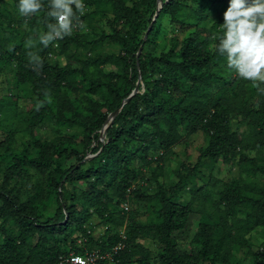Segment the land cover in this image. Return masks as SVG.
<instances>
[{
    "label": "trees",
    "instance_id": "1",
    "mask_svg": "<svg viewBox=\"0 0 264 264\" xmlns=\"http://www.w3.org/2000/svg\"><path fill=\"white\" fill-rule=\"evenodd\" d=\"M99 1L111 4L109 31L79 41L90 55L70 54L65 66L40 57L30 69L24 32L28 39L48 30V0L28 17L18 14L17 0H0V71L15 68L16 85L29 84L33 95L27 106L0 95V264H59L70 253L92 252L110 254L96 264H264V248L252 237L264 229V160L246 153L264 148V92L249 81L246 97L233 71L220 73L226 60L215 46L227 0H167L153 22L157 0ZM85 17L77 13L73 28ZM163 17L172 32L186 34L164 36ZM74 41L65 35L40 49L53 61L57 48L65 53ZM104 43L117 51L97 52ZM140 80L143 91L123 105L101 141L108 115ZM48 121L57 135L42 137L36 129ZM198 130L208 143L196 162L182 166L167 188L152 172L155 191H142L143 168L153 159L160 167L159 156ZM237 148L242 178L225 184L213 221L197 223L189 238L191 209L182 190L205 159L226 160ZM247 172L262 182L252 192ZM151 201L159 204L157 221L124 226L123 239L114 226L123 224L125 204ZM93 215L108 225L99 238L89 226ZM144 235L157 244L154 259L138 243ZM237 252L239 262H232Z\"/></svg>",
    "mask_w": 264,
    "mask_h": 264
},
{
    "label": "rangeland",
    "instance_id": "2",
    "mask_svg": "<svg viewBox=\"0 0 264 264\" xmlns=\"http://www.w3.org/2000/svg\"><path fill=\"white\" fill-rule=\"evenodd\" d=\"M86 1V6L84 13L86 17L78 24V27L73 28L70 37L75 39V41L71 44L70 48L65 52L61 53L59 49H56V53L54 54L53 61L48 58L44 53L41 52L42 46L39 42V35L42 34L40 30H37L38 33L35 34L33 38L27 39L26 31L23 38L25 39L22 43V54H23V63L28 68L30 67L35 69L32 62L33 56L35 57H43L48 63H58L60 66H65L68 63V55L76 54L80 57L90 55V51L85 48L82 44L79 43L81 40H91L96 38L100 30L109 31V26L107 25V20L111 17V4L106 1L99 0H83ZM186 15L183 14V17ZM161 28L163 30L164 36H171L177 34L181 39L186 33L180 32L179 30H175L172 32V25L169 23L167 17H163L160 21ZM150 25V24H146ZM147 26V27H148ZM28 30V28L24 25L20 26V30ZM31 41V44H29ZM117 51V47H115L111 43H104L102 48L97 49V52H112ZM52 58V57H51ZM39 60V59H38ZM230 70L226 67L221 66L220 73L222 76L227 77V72ZM233 77L236 79V83L239 86L245 88L246 97L250 94L248 89L249 81H245L238 76H235V73H232ZM16 76H15V68L9 69L6 67L5 69L0 71V95H8L15 96L17 102L21 105H29L33 102V95L30 90L29 84L16 85ZM140 90L143 91V82L140 80ZM213 84V83H212ZM212 90H216V86L213 84L211 86ZM66 91V90H64ZM71 96L75 95L73 90L68 91ZM78 92V90H77ZM82 94L81 92H79ZM62 130H66L62 128ZM71 131L70 129H68ZM36 131L42 137H51L56 136V126L53 122L48 121L40 127H37ZM105 139V138H104ZM103 139V140H104ZM208 143V137L201 131H196L190 134H184L181 141L175 145L171 150L167 151L163 155L156 153L154 156H159L160 167H157V161L153 159L151 165L144 167L143 172L146 173L143 178V186L141 187L142 191L152 194L155 191V182L154 178L151 176V173L157 171L159 173V177L157 180L164 185V187H169L176 180V173L180 170L182 166L186 167L187 165H193L196 162L197 156L199 154L200 148L206 146ZM241 150L237 148L232 151L230 156L224 159L218 160H210L205 159L203 164L200 167L199 173L192 178V180L187 183V186L182 190V199L185 204H187L191 209L190 214V224H191V234L189 238L192 236L193 232L196 229V225L199 222H212L214 216V210L219 207L220 200L219 194L224 189L225 184L242 178V173L239 167V158L241 154ZM250 155L258 156L262 161L264 160V148L260 150H251L246 151ZM90 156V154H89ZM134 166H137L138 163H133ZM247 189L251 192L254 191L253 186L261 184L262 182L254 176L252 173L247 172ZM245 176V175H244ZM199 187V190L197 188ZM125 206L128 207V211L125 210L124 222L122 225H115L118 231H122L124 226H127L132 223H137L142 226H146L150 223L156 222V214L155 210L159 208V204L157 201L151 202H141L135 205L131 203H126ZM54 206L49 207V213L54 211ZM215 217V216H214ZM89 226L91 227V233L95 238H99L103 233L105 228L108 226L101 222V220L93 215L89 220ZM250 236L249 234L246 237ZM252 237L254 238V242L257 244L260 243L262 245L261 248H264V229H257L255 233H252ZM84 238H80L78 240L77 246L83 244ZM138 243L141 247H144L149 250L150 256L152 259L156 256L157 252V244L152 240V238L148 235H144L138 238ZM232 262H239V252L235 253L232 257ZM153 263V262H152ZM137 264V263H135ZM154 264V263H153Z\"/></svg>",
    "mask_w": 264,
    "mask_h": 264
},
{
    "label": "clouds",
    "instance_id": "3",
    "mask_svg": "<svg viewBox=\"0 0 264 264\" xmlns=\"http://www.w3.org/2000/svg\"><path fill=\"white\" fill-rule=\"evenodd\" d=\"M16 6L23 17L37 14L43 7L42 0H17ZM48 8L47 17L54 22L46 21L48 30L39 35L45 47L72 33L73 21L77 13L84 14L85 5L83 0H48ZM222 21L217 54L225 58L227 69L264 92V0H227Z\"/></svg>",
    "mask_w": 264,
    "mask_h": 264
},
{
    "label": "built area",
    "instance_id": "4",
    "mask_svg": "<svg viewBox=\"0 0 264 264\" xmlns=\"http://www.w3.org/2000/svg\"><path fill=\"white\" fill-rule=\"evenodd\" d=\"M58 39H55V40H58ZM125 209H127V206H125ZM121 237L123 239L125 238L123 231L121 232ZM123 246L124 244L122 242H119L113 248V251L116 253ZM107 258L110 259V254L101 255L96 252L85 253V254L70 253L66 257H60L59 264H96V261L98 259H107Z\"/></svg>",
    "mask_w": 264,
    "mask_h": 264
},
{
    "label": "water",
    "instance_id": "5",
    "mask_svg": "<svg viewBox=\"0 0 264 264\" xmlns=\"http://www.w3.org/2000/svg\"><path fill=\"white\" fill-rule=\"evenodd\" d=\"M166 1L167 0H165V1H163V0H157V7H156V11H155L154 17L152 18V22L156 19V17L158 16L159 10L161 9L163 3L166 2ZM152 22L150 23V25L148 26L147 30L145 31V36L147 35V32L151 29ZM140 52H141V48L138 49L137 55ZM138 85H139V82L136 83V87L132 90V92L128 95V97L121 103L120 107H118V109H116L114 112H112V113H110L108 115L107 121H106L105 125L100 130V133H101V141H103V139L106 138L108 126L112 123V121H113L114 117L117 115V113L122 109L123 105L130 99V97L132 95H134L135 93L139 92Z\"/></svg>",
    "mask_w": 264,
    "mask_h": 264
}]
</instances>
